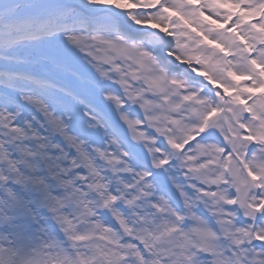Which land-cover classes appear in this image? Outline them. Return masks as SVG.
Segmentation results:
<instances>
[{
  "label": "snow or ice",
  "instance_id": "snow-or-ice-1",
  "mask_svg": "<svg viewBox=\"0 0 264 264\" xmlns=\"http://www.w3.org/2000/svg\"><path fill=\"white\" fill-rule=\"evenodd\" d=\"M0 264H264V0H0Z\"/></svg>",
  "mask_w": 264,
  "mask_h": 264
}]
</instances>
